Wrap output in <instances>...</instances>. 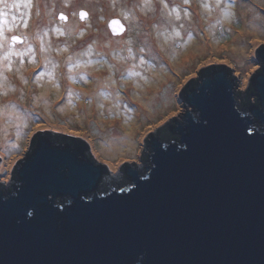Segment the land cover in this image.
I'll return each mask as SVG.
<instances>
[{"label": "water", "instance_id": "obj_1", "mask_svg": "<svg viewBox=\"0 0 264 264\" xmlns=\"http://www.w3.org/2000/svg\"><path fill=\"white\" fill-rule=\"evenodd\" d=\"M222 68L183 95L194 113L166 120L177 138L155 134L134 166L33 133L14 191L0 185V264H264V72L246 108Z\"/></svg>", "mask_w": 264, "mask_h": 264}, {"label": "rangeland", "instance_id": "obj_2", "mask_svg": "<svg viewBox=\"0 0 264 264\" xmlns=\"http://www.w3.org/2000/svg\"><path fill=\"white\" fill-rule=\"evenodd\" d=\"M83 10L89 14L84 21L80 18ZM217 12L215 21L209 23ZM115 18L126 26L122 35L109 29ZM249 18H254L260 31L247 40L243 55L233 51L232 43L243 29V20ZM19 37L22 45L11 48ZM197 44L203 46L195 52ZM262 46L264 0H0V104L21 101L28 110L25 125L7 117L11 124L7 135L17 144L12 149L4 143L9 150H3L0 143V185L9 187L14 182L30 138L39 130L86 143L95 157L117 170L134 166L144 151L152 153V136L174 138L176 133L170 132L174 127L166 120H172L170 114L182 116L188 111L183 94L195 90L213 69L235 67L230 79H235L238 94L246 97L250 81L264 69L259 56ZM189 51L194 54L175 68ZM132 58L142 60H136L140 72L119 67ZM157 65L167 68L169 76L159 83L154 112H146L123 84L139 89L134 77L144 71L153 75ZM92 71H111L115 82L122 83L118 94L129 117L90 107L92 98L79 91L89 88ZM142 83H150V89L157 85L145 75ZM39 91L50 94L52 110L46 112L44 104L33 106ZM102 95L107 98L109 92L102 91ZM84 107L90 113L85 114ZM128 118L135 121L132 154L108 156L103 142L115 133L116 123L126 125L123 122Z\"/></svg>", "mask_w": 264, "mask_h": 264}, {"label": "bare ground", "instance_id": "obj_3", "mask_svg": "<svg viewBox=\"0 0 264 264\" xmlns=\"http://www.w3.org/2000/svg\"><path fill=\"white\" fill-rule=\"evenodd\" d=\"M219 12V9H218ZM218 12L216 15L212 18L210 17L211 21L209 23H212L215 21V18L219 15ZM214 20V21H213ZM260 31L259 26H256V21L254 18H249L246 20H243V29L240 31V34H237V39L233 41L232 45L234 46L235 52H238L239 54H246V46L248 45L247 40L249 38L257 36L258 32ZM123 39V38H122ZM202 44H197L195 46V52L202 50ZM169 54L173 55L171 52ZM194 53L192 51H189L188 54H186V57L182 60H178L175 64V68H181L185 63L187 62V59L189 60V56L193 55ZM189 57V58H188ZM136 60H139L142 63L141 59H135L132 58L131 60H128L127 63H121L119 67L122 70H131V69H136L138 72L142 70L141 67H139V62L136 63ZM140 63V64H141ZM136 64V66H135ZM155 70V75H149V73H142L138 77H134L135 84H139V89L138 87H133L130 84H123L124 86L130 87V89L133 91V100L138 103L137 105L141 107V109L145 110L146 112H154V103L157 102V95L159 94L158 87L159 83L163 80H165L168 76V69L165 67H162L160 65L156 66ZM166 70V71H165ZM94 73H91L90 77V82L89 88H87V91L85 90H80L81 94L87 93L89 97L92 98V102L90 107H103V109L99 110V112H105L106 114L114 113L115 115L117 114H122V117L124 119V114L129 117L128 113L125 112V108H123L122 103H124V100L120 98L119 92L120 88L122 87V83H116V77L113 76V72L111 71H105V72H99V71H92ZM153 73V72H152ZM149 77L154 84L156 83L153 87V89H150L151 86H147L150 83H142L143 81V76ZM145 80V79H144ZM158 82V83H157ZM133 84V83H131ZM67 86V87H66ZM64 89L68 88V85L63 86ZM69 89V88H68ZM76 90V89H75ZM108 91L109 92V97H105L102 95V91ZM37 95H35V101L34 107L35 106H41L44 104L46 107H43L44 109L52 110L51 109V101L49 99L50 94H46V91H39L36 92ZM48 103V104H47ZM119 105V106H118ZM105 107L107 110H105ZM153 109V110H152ZM85 114L90 113V109L84 107ZM27 107L21 102V101H16L15 103L11 102H4L0 104V143H2V146L4 143L9 144V148L14 149L15 145L17 142L15 141L12 143V139L9 140V135H7V132L10 131L9 126L11 124L7 123V117L11 116L15 119L16 123L19 124H24V122H28L27 120ZM46 114V113H45ZM48 114V113H47ZM44 115V114H43ZM46 117V115H44ZM88 116L86 115V118ZM126 125L119 123L117 124V130L113 135L109 136L108 139H106L103 142V146L107 150H103L105 154L108 156L111 155H121V154H132L133 151V129L132 127H135V121L132 119L124 120L123 122ZM18 124V125H19ZM26 124V123H25ZM24 124V125H25ZM11 127V126H10ZM19 129L21 128V125L18 127ZM130 129V130H129ZM1 146V145H0ZM4 147L3 150H9V148Z\"/></svg>", "mask_w": 264, "mask_h": 264}, {"label": "trees", "instance_id": "obj_4", "mask_svg": "<svg viewBox=\"0 0 264 264\" xmlns=\"http://www.w3.org/2000/svg\"><path fill=\"white\" fill-rule=\"evenodd\" d=\"M262 49H264V46H262ZM217 68H221V67H217ZM263 72H264V69H261L258 73H263ZM231 78H232L233 80H235L233 77H231ZM252 79H253V78H252ZM192 82H193V81H192ZM248 87H249V91H251V90L253 91V94L250 95V98L254 97V98H255V99H254V100H255L254 102H256V103H250L251 101H250V98H249V100H245L244 103H243V104L246 106V108L249 107V106H252V105H254V104H256V105L258 104L257 98L255 97L256 90L252 87L251 84H249ZM242 110H244V109H242ZM173 121H174V120H173ZM153 137H155V136H152V138H153ZM175 138H177V135L174 136V139H175ZM174 139H173V140H174ZM164 142H167V141H164ZM87 155H88V152H87ZM88 157L91 158V156H88ZM91 159H92V158H91ZM17 183H18V181H17L15 184L12 185V189H11V190H6V191L1 190V191H2L3 193H5V194L12 193V192L14 191V187H15V185H16ZM58 201L60 202L61 199L58 198V199L56 200V202H58Z\"/></svg>", "mask_w": 264, "mask_h": 264}, {"label": "flooded vegetation", "instance_id": "obj_5", "mask_svg": "<svg viewBox=\"0 0 264 264\" xmlns=\"http://www.w3.org/2000/svg\"><path fill=\"white\" fill-rule=\"evenodd\" d=\"M18 1H20V0H18ZM20 38V37H19ZM18 45H22V42H18V43H15V46H11V48H17V46ZM198 85V83L197 84H194V87H196ZM251 94H253V91L251 90V91H249L248 92V95L250 96ZM184 96L186 95V93H184L183 94ZM254 98V97H253ZM185 99V98H184ZM186 100V99H185ZM187 101V100H186ZM188 111H190L191 113H194V109L190 106V108L188 109ZM187 112V111H186ZM183 121H184V115H182V122L181 123H183ZM170 132L171 133H175L174 131H172L171 129H170ZM177 134V133H176ZM161 140H163L162 138H160ZM167 141H168V139H167ZM151 147H152V145H151ZM149 157H150V155H149ZM150 159H151V157H150ZM149 159V162L151 163V160ZM126 170V169H125ZM15 175V177H14V184L18 181V179H17V176H16V173L14 174ZM127 176V175H126ZM127 179L128 180H130L129 179V177L127 176Z\"/></svg>", "mask_w": 264, "mask_h": 264}, {"label": "snow or ice", "instance_id": "obj_6", "mask_svg": "<svg viewBox=\"0 0 264 264\" xmlns=\"http://www.w3.org/2000/svg\"><path fill=\"white\" fill-rule=\"evenodd\" d=\"M83 15V14H82Z\"/></svg>", "mask_w": 264, "mask_h": 264}]
</instances>
